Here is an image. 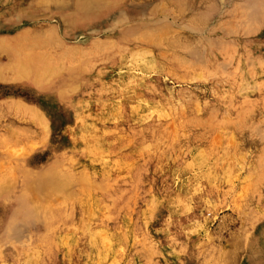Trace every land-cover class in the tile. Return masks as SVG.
<instances>
[{"label": "rangeland", "instance_id": "obj_1", "mask_svg": "<svg viewBox=\"0 0 264 264\" xmlns=\"http://www.w3.org/2000/svg\"><path fill=\"white\" fill-rule=\"evenodd\" d=\"M41 2L0 0V38L54 27L76 81L0 80V178L92 184L0 201V264H264V0H123L80 26Z\"/></svg>", "mask_w": 264, "mask_h": 264}, {"label": "bare ground", "instance_id": "obj_2", "mask_svg": "<svg viewBox=\"0 0 264 264\" xmlns=\"http://www.w3.org/2000/svg\"><path fill=\"white\" fill-rule=\"evenodd\" d=\"M120 2H123V0H42L41 3H35L33 7L37 11H54L56 8H62L64 14H67V16L69 17V22L75 26H80L82 23L90 24L91 22H93V20L98 17L97 10L98 12H100L103 10L112 9ZM29 12V9L20 10L21 15L23 16H30L31 14ZM32 28L24 29L17 35L8 37L7 39L0 38V54L1 52L5 53L8 58V61L6 63H0V80H7L8 78L27 79L31 81L32 84L35 85L38 89L48 90L57 88V90L60 91L63 97L70 96L73 82L76 81V71L72 67L61 70L57 67L56 64L54 65L52 63V55L50 56L47 51H44V47L46 44L58 43L59 38L56 35L57 29L52 27L49 31H46L42 30V28ZM110 40L105 41V43L111 42L112 44L114 40ZM98 42H101V40L95 41L96 45L98 44ZM37 48H39V50H37ZM59 86H61L62 89H60ZM17 104L21 107L23 106L22 108L25 109L26 112L31 114V117L36 116L39 119L41 126L43 125V128L48 127V119L45 115L40 113L37 108L22 100H19ZM67 160L69 161V159ZM49 167V169L32 175V178L28 176L25 179H20V177H16L15 174H13V178L11 177V179H8V177L0 178L3 179L0 180V201L4 204H7L10 201L11 197H17L13 200H16V202H18L20 197L19 195L21 194L20 192H24L27 194L31 192V194H35L38 193L41 189L45 188L53 190L58 194L65 195L71 191L72 183H78L80 187L82 185L84 187L87 183H90L91 175L87 173L83 176L82 171H80L81 173L80 175H78L76 174L77 172H74V170L77 171V168L73 169L72 167V170H68L70 168L68 166L67 171H64L63 169V171H60L59 174H54L48 172L53 168V166ZM30 179L33 180L30 181ZM90 184H92V182ZM17 190H19V194H15ZM30 199L34 203L36 202L35 199ZM27 201L28 199L24 202ZM32 203L30 202V204ZM38 216H40V214L37 215V217Z\"/></svg>", "mask_w": 264, "mask_h": 264}]
</instances>
